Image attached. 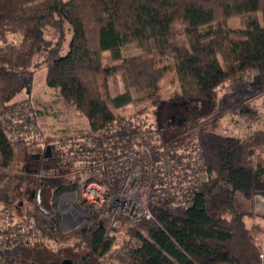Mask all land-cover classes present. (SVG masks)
I'll return each mask as SVG.
<instances>
[{
    "label": "trees",
    "instance_id": "trees-1",
    "mask_svg": "<svg viewBox=\"0 0 264 264\" xmlns=\"http://www.w3.org/2000/svg\"><path fill=\"white\" fill-rule=\"evenodd\" d=\"M258 12L261 24L251 20L243 30L227 27L235 17ZM130 47L140 53L124 57L121 50ZM106 53L119 64L105 65ZM163 60L170 64L162 66ZM32 68L42 70L45 85L87 120L93 135L88 144L78 143L68 152L77 173L49 186L47 211L28 199V207L20 209L22 188L34 182L22 175L18 163L25 153H40L41 148L33 142L28 147L29 138L20 143L9 134V116L17 107L13 101L27 90L25 76ZM171 69L178 85L176 99L200 104V113L215 128L223 116L217 102L222 84L252 72L264 89V0H0V264H27L28 259L40 264L31 245L70 239L92 256L116 264H258L260 239L245 219L253 216V179L264 180V160L255 161L251 149L252 143L264 147L263 130L218 146L227 178L220 180L204 166V182L194 181L177 190L173 199L149 205L153 220L130 226L121 243L115 242L122 226L107 230L99 225L98 213L81 198L84 186L92 182L119 193L128 172H122L125 166L107 174L94 165L119 158L116 154L126 150L129 136L144 130L149 140L154 137L144 122L141 128L133 127L118 111L149 102L160 114L159 83ZM117 75L122 76L124 91L112 96L105 87L104 93L101 80ZM243 116L254 121L249 112ZM160 133L151 150L168 143ZM51 147L54 155L61 153ZM51 156L35 159L38 172L58 174L60 164ZM65 193H73L76 205L94 214L92 225L61 233L56 203ZM17 214L22 227L16 230Z\"/></svg>",
    "mask_w": 264,
    "mask_h": 264
},
{
    "label": "rangeland",
    "instance_id": "rangeland-1",
    "mask_svg": "<svg viewBox=\"0 0 264 264\" xmlns=\"http://www.w3.org/2000/svg\"><path fill=\"white\" fill-rule=\"evenodd\" d=\"M251 20H258L261 24L263 20L262 14L258 12L239 18L235 17L229 20L227 27L231 30H243L245 24ZM49 32L51 31L47 30L44 34L47 39L51 35ZM63 46L62 54H65L68 49V42ZM121 53L124 57H127L128 55H138L140 51L130 47L123 48ZM102 57L104 64L107 66L113 67L119 64L112 62L108 53ZM169 64L170 61L167 60H163L161 63L162 66H168ZM25 80L28 85L27 90L23 91L13 101V106L17 105V107L16 112L14 111L9 116L11 119L9 134L13 140L20 143L25 142L29 138L28 147L31 144L30 142H33L34 145L41 148V152L35 154H31V152L25 153L24 158L21 159L22 161L18 163V167L24 173L22 175L31 178L32 182H34L31 188H26L25 186L24 189L22 188L23 203L20 209L28 207V199L38 209L47 211L44 201H46V197H49V193H47L49 186H56L61 180L62 182H66L75 176L74 173L76 171L72 167L76 166V162L72 164L73 162L68 157V152H74L78 143L83 145L88 144L89 138H93V135L92 132L90 133L87 120L73 108H67L58 98L56 91L45 85L42 70L37 68L29 69ZM160 80L162 108H160L159 115L156 113L158 110L157 106L153 107L149 102H145L140 105H128L118 111L119 116H123L127 124L129 122H144V125L148 126L149 130H153L151 133L153 132L152 135L154 137L159 136L158 133L160 132L154 131L156 125H159L162 128L160 135L162 134L164 140L168 141L176 149L174 150L176 152L182 151L184 153L189 151L190 146L194 145L202 154V165L210 167L214 176L220 180L227 178V171L223 169V162L217 152V147L225 146L226 141L231 139L248 138L253 135L254 130L264 131V89L259 87L255 74L250 72L238 75L217 89V102L223 110V116L218 119L215 128L212 127L209 117L200 113L202 110L200 104L180 102L176 99L178 85L175 71L169 70ZM101 85L103 92L105 93V87H107L109 94L112 96L124 91V82L121 75L109 78L107 81L101 80ZM175 110L179 114L178 118L184 121L180 126L177 125V122H173L167 128L168 118ZM245 112H249L254 121L247 120L243 116ZM145 134H148L147 131H145ZM153 142L157 145L156 140ZM168 143L166 142L167 145ZM52 145L58 148V152H61H57L58 156L53 154ZM167 145L162 144L161 148L163 146V150H167ZM251 149L255 161L264 160V147H258L255 143H252ZM156 150V148H153L152 151ZM51 155H54L53 158L57 159L61 169L58 171V174L52 172L50 175L41 174L37 171L35 163L37 160L35 159L38 158L35 157L45 159ZM94 166H97V163ZM77 175H81V179L86 176L82 172H79ZM253 184L254 189L264 192V180L254 178ZM239 199H241V196H239ZM75 201L76 196L73 193L62 194L57 199L56 211H58L61 217V233L63 234H69L84 224L90 226L93 224L91 221L95 219L93 217L94 214L86 211L82 205H76ZM67 207L77 208L83 212L81 223L78 226H71L63 219V214ZM17 215L13 219L16 230L22 227L21 224H18L21 217ZM0 222H2V217H0ZM247 224H249L248 219ZM121 226L120 232L116 235L115 243H121L127 238L125 231L130 226H123L122 224ZM247 226L249 227V225ZM254 231L257 237L264 234V232L262 233L258 229ZM31 240L29 239L30 242H32ZM40 242L31 245L36 249V254L41 259L40 264H64L65 261H71V263L78 262V264H116L111 263V260L92 256L88 249L75 245L73 239L59 244L46 240H44V243ZM31 263L36 264L37 262H31L28 259L27 264Z\"/></svg>",
    "mask_w": 264,
    "mask_h": 264
},
{
    "label": "built area",
    "instance_id": "built-area-1",
    "mask_svg": "<svg viewBox=\"0 0 264 264\" xmlns=\"http://www.w3.org/2000/svg\"><path fill=\"white\" fill-rule=\"evenodd\" d=\"M131 124L133 127H142V122ZM141 132L129 136L126 150L116 154L119 158L112 157L111 161L106 160L97 165L103 167L107 174L125 166L122 172L125 168L128 172L122 178L119 193L111 194L110 186L94 182L86 184L82 189L81 198L98 213L97 221L107 230L116 229L121 224L132 226L153 220L149 205L163 201L164 198L173 199L177 190L186 189L194 181L206 180L202 154L194 145L184 153L174 151L176 149L169 143L166 144L167 150H163L162 146L152 152L150 146L155 145L154 140H149L148 135ZM142 138L144 143L141 142ZM137 162L145 167V176L142 175L141 165H136ZM63 215L68 224L78 226L83 212L67 207ZM91 222L94 223L95 219ZM257 262L264 264V248L258 254Z\"/></svg>",
    "mask_w": 264,
    "mask_h": 264
},
{
    "label": "crops",
    "instance_id": "crops-1",
    "mask_svg": "<svg viewBox=\"0 0 264 264\" xmlns=\"http://www.w3.org/2000/svg\"><path fill=\"white\" fill-rule=\"evenodd\" d=\"M252 198H253L252 199L253 200V206H252L253 216L247 217V219L249 220V224H247V219H246L245 225H249V227L248 226L247 227L251 228L253 231L255 229H258L260 232L263 233L264 232V192L257 191L256 189L253 188ZM258 238L260 239L261 247L263 248L264 234L261 236H258Z\"/></svg>",
    "mask_w": 264,
    "mask_h": 264
},
{
    "label": "flooded vegetation",
    "instance_id": "flooded-vegetation-1",
    "mask_svg": "<svg viewBox=\"0 0 264 264\" xmlns=\"http://www.w3.org/2000/svg\"><path fill=\"white\" fill-rule=\"evenodd\" d=\"M159 115V114H157ZM178 112L175 110L173 114L168 118V122L166 124V127L168 128L173 122H177V125L180 126L183 123V119L178 118ZM159 122V121H158ZM157 132H161L162 128L159 125H156ZM38 158V157H37ZM64 264H78V262L71 263V261H65Z\"/></svg>",
    "mask_w": 264,
    "mask_h": 264
},
{
    "label": "water",
    "instance_id": "water-1",
    "mask_svg": "<svg viewBox=\"0 0 264 264\" xmlns=\"http://www.w3.org/2000/svg\"><path fill=\"white\" fill-rule=\"evenodd\" d=\"M41 210H43V211H44V209H41ZM63 219H64V215H63ZM64 220H65V219H64ZM99 225H102V224L100 223Z\"/></svg>",
    "mask_w": 264,
    "mask_h": 264
}]
</instances>
